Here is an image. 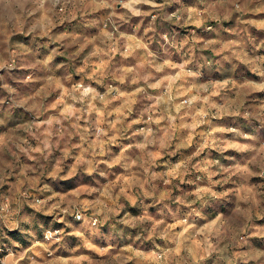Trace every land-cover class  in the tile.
<instances>
[{
    "label": "rangeland",
    "instance_id": "obj_1",
    "mask_svg": "<svg viewBox=\"0 0 264 264\" xmlns=\"http://www.w3.org/2000/svg\"><path fill=\"white\" fill-rule=\"evenodd\" d=\"M187 1L0 0V264H264V0Z\"/></svg>",
    "mask_w": 264,
    "mask_h": 264
},
{
    "label": "crops",
    "instance_id": "obj_2",
    "mask_svg": "<svg viewBox=\"0 0 264 264\" xmlns=\"http://www.w3.org/2000/svg\"><path fill=\"white\" fill-rule=\"evenodd\" d=\"M162 1H166V0H162ZM199 1L200 0H197V3H196V6H195V8H196V11L195 12H198L199 10ZM167 5H163V4H161V6H163L164 8H168V9H173V7H174V4H172V2L171 3H169V0H167ZM176 3V2H175ZM175 5H180V7L181 8H185V7H189L190 6V3H188V1L186 0V3H184V2H182V3H180V4H175ZM177 7H179V6H177ZM190 7H193V6H190ZM186 42H188V40H186Z\"/></svg>",
    "mask_w": 264,
    "mask_h": 264
},
{
    "label": "built area",
    "instance_id": "obj_3",
    "mask_svg": "<svg viewBox=\"0 0 264 264\" xmlns=\"http://www.w3.org/2000/svg\"><path fill=\"white\" fill-rule=\"evenodd\" d=\"M184 101H186V100L184 99Z\"/></svg>",
    "mask_w": 264,
    "mask_h": 264
}]
</instances>
